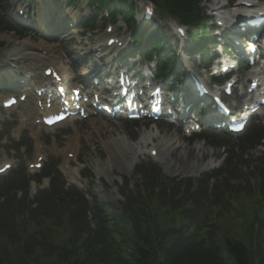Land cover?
<instances>
[{
    "label": "trees",
    "instance_id": "16d2710c",
    "mask_svg": "<svg viewBox=\"0 0 264 264\" xmlns=\"http://www.w3.org/2000/svg\"><path fill=\"white\" fill-rule=\"evenodd\" d=\"M161 5L169 12L178 15L184 20H192L194 18V6L195 0H160ZM1 7V5H0ZM7 22L0 11V31L8 29ZM138 230V237L140 244H137V254L140 257L136 259L132 264H226L223 256L221 255L220 248L213 242L210 246H207L205 241H199L195 233L190 234H178L176 236L175 230H158L159 225L156 227L149 224V222H142L141 218L137 219L136 224ZM13 229V225L7 221L6 218L0 216V238L10 239L11 242L20 241L19 232L16 231L10 233ZM43 234L42 231L32 235L29 238L30 241H24V245H19L16 251H19L18 259L9 264H30L29 254L34 252L35 249L41 251V255L45 256L47 248L41 246L43 241L38 243V236ZM173 237H177L173 240ZM105 238L107 242L108 256L104 259V250L99 247L102 241L98 239L93 243L90 240L82 241L80 243L71 242L70 247L64 248V252L67 256L77 261L74 264H130L126 260L122 251V242L116 241L113 237L112 231H105ZM127 239H123L126 241ZM226 243L229 246V251L235 259L236 264H251L250 260L246 256L248 251L247 247L239 240L226 239ZM92 244V245H90ZM103 244V243H102ZM162 252V257L157 259L155 248ZM150 251L151 255H148ZM136 254V255H137ZM54 253L49 251V256H53ZM143 256L142 260L138 259ZM26 257V258H25ZM26 260V261H24ZM35 262V260H34ZM38 261H36V264ZM4 264V262H0ZM257 264H264V254L259 257Z\"/></svg>",
    "mask_w": 264,
    "mask_h": 264
},
{
    "label": "rangeland",
    "instance_id": "374dc122",
    "mask_svg": "<svg viewBox=\"0 0 264 264\" xmlns=\"http://www.w3.org/2000/svg\"><path fill=\"white\" fill-rule=\"evenodd\" d=\"M11 4V8L13 10L14 0H9ZM16 15V14H15ZM96 26H100V23H96ZM10 36V38L8 36ZM13 40H18V37L14 36L13 34L9 33H1L0 34V42H10ZM25 41V40H23ZM22 42H20V45ZM65 49L63 46H61V50ZM8 49L5 50V54H7ZM63 127H59L56 129L55 134L58 136V138L61 140L62 145H64L67 134L65 130L61 129ZM135 129L130 128L128 131V134H126V128L123 126L122 123H119V127L117 124L112 123L110 127V131H100L99 133L102 135V137L99 139L97 135L94 134V138L90 143H87L84 139H81V142L83 145L81 149V155L80 158L88 165V167L91 169V172L95 179L99 180V183L97 184L98 187H103V192L100 193L102 197H104L109 202H114L116 204V208L114 209L116 213H119V195L117 193V187L115 183L118 179L122 178V176H131V170L129 168V164L133 159V156H131L132 149L131 147L126 144V148L121 146V142L124 141V138H130V136L134 135ZM2 134V132H0ZM8 136V134L6 135ZM178 138L177 141H174V138ZM161 141L169 144L170 150H165L161 155L160 159L162 162L167 165H172L174 168H168L169 171L172 174H197L198 170L196 168L197 165H199L202 161L200 159H197L193 155L189 154V151L192 149L191 145L187 143L186 138H184L183 135L179 136L175 133V131L169 130L167 132V128L164 130V134L162 135ZM8 143L10 142L9 139H7ZM216 142H221L220 140ZM229 142H232L234 144L237 143L236 138L229 140ZM129 144H132L131 142H128ZM255 152L253 154H250V157L259 156L262 155V152H264L263 149H257L254 150ZM32 155L31 150L27 152V155L19 154L20 161H23L24 159L26 161L32 160L28 159ZM110 155L112 158H115V161L121 160L122 162H116L112 167L105 168L106 174L103 173V175L107 178L108 182L103 180L101 177V174L99 173L100 170H102L105 167L106 164V158ZM110 157V158H111ZM151 159L152 161H157L154 158H147ZM124 168L123 172H120V169ZM244 169V168H243ZM111 170V171H110ZM231 180L235 183L236 179L238 180V183L242 185V183L246 182V177L240 173L239 176H232L230 177ZM105 183V184H104ZM109 183V184H108ZM248 183H246V186ZM256 214V208L254 204H249V206L244 207L241 205H235L234 209L228 214L227 219L223 222L222 229L219 231L217 235V242L221 246L222 254L225 257V260L227 264H234V260L232 257L228 254L226 250V245L224 242V237H235L240 240H242L247 246H251V243H254L251 239L244 237V232L247 231L249 224L253 221ZM260 216L264 220V213L262 211L259 212ZM124 227L131 231V225L127 219H122ZM259 249L261 250L260 253L264 252V239L261 243ZM251 263L255 264L256 261V251H251Z\"/></svg>",
    "mask_w": 264,
    "mask_h": 264
},
{
    "label": "bare ground",
    "instance_id": "6f19581e",
    "mask_svg": "<svg viewBox=\"0 0 264 264\" xmlns=\"http://www.w3.org/2000/svg\"><path fill=\"white\" fill-rule=\"evenodd\" d=\"M56 62H58V61L56 60ZM56 62H55V63H56ZM61 68H62V67H61ZM62 69H65V68H62ZM65 70H66V69H65ZM209 164H210V163H209Z\"/></svg>",
    "mask_w": 264,
    "mask_h": 264
}]
</instances>
